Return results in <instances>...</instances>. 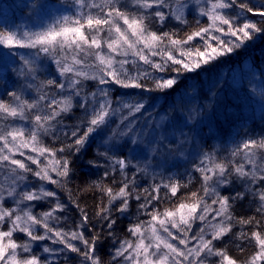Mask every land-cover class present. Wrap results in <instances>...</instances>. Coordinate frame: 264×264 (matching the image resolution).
Masks as SVG:
<instances>
[{
    "label": "snow or ice",
    "instance_id": "obj_1",
    "mask_svg": "<svg viewBox=\"0 0 264 264\" xmlns=\"http://www.w3.org/2000/svg\"><path fill=\"white\" fill-rule=\"evenodd\" d=\"M193 3L194 26L185 14L196 11ZM62 6L73 11L54 16L50 9L59 11L56 5L31 0L23 7L41 17L35 30L0 29V55L12 59L30 50L20 56V74L37 93L25 98L20 89L6 93L10 100L0 99V264H61L50 257L105 264L93 219L103 221L115 240L121 217L129 220L126 237L114 244L107 264H264V133L234 142L224 149L227 156H218L196 147L194 127L214 112L217 93L202 102L185 90L162 113L149 103L154 94L172 95L181 77L199 75L264 38V0H64ZM43 60L55 65L57 75L37 86ZM260 97L264 102V91ZM69 116L76 123L66 131ZM97 140V155L88 163L104 171L85 180L100 194L90 216L68 188L74 175L70 158ZM189 146L199 160L193 171L200 189L185 194L181 189L192 183L191 175L182 183L177 173L164 176L156 169L189 159ZM140 174L153 182L141 188ZM48 185L67 192L68 203ZM165 201L171 207L161 208ZM245 203L254 204L256 215H235L237 204ZM42 204L47 210L35 211ZM68 204L80 222L65 230L60 224ZM16 233L23 238L14 239ZM47 241L61 247L45 244L42 253L48 255L37 254ZM249 247L253 251L243 256Z\"/></svg>",
    "mask_w": 264,
    "mask_h": 264
},
{
    "label": "trees",
    "instance_id": "obj_2",
    "mask_svg": "<svg viewBox=\"0 0 264 264\" xmlns=\"http://www.w3.org/2000/svg\"><path fill=\"white\" fill-rule=\"evenodd\" d=\"M44 2L50 5L60 6L59 11L56 12L59 13V15L71 14L73 11L62 6L64 0H44ZM254 2L259 3V0H254ZM25 3L30 5L31 0H0V29L11 27L15 30L24 23L26 16L32 12L31 7H23ZM194 9H196V11L193 12V14H186L190 24L193 26L194 17L198 15V9ZM50 11L51 13L55 12V8L50 9ZM93 11L95 12L96 10L93 9ZM165 11H167V9H165ZM200 20L202 24L206 22L205 17H200ZM174 23L175 22L173 21V24ZM169 27H172V25H169ZM181 27L188 30V26ZM181 35H183V32H181ZM129 67L131 66L129 65ZM261 73H264V38H257L254 41L248 42L244 48L238 49L237 51L222 57L214 65L207 66L199 72V75L190 73L187 74L188 78L181 77L178 86L172 95L165 97L161 94H154L157 95V99L155 101L149 99V103H155L156 108L154 111L162 113L164 110H170L169 106L175 100H178L185 90L188 91L189 95L199 94L202 102H204L203 97L210 95V92L217 93V95L213 97L214 112L205 114L204 121L206 119L208 120V122L205 121V124L208 126H204L202 131L203 134H209V138L201 140V144L203 145L201 146V149L204 151V149L209 146V150L214 149L217 151L218 156H227L229 153L224 151V149H231L234 146V142H239L249 136L256 138L261 133H264V107H262V103L264 102L261 101L260 97L261 91H264V75H261ZM56 75L55 65H49L47 71H45L43 75H38L37 86L40 80L53 79ZM20 89L23 88L19 80L17 81L13 76L11 77L8 75L0 82V99L10 100L11 98L7 96L6 93L19 91ZM88 90L91 91L94 89ZM44 91L52 92L53 89L45 88ZM29 94L34 97L37 93L32 90ZM32 97L28 96L26 98ZM64 123L69 126V128H66L65 130L70 131V126L76 123V118L69 116L65 119ZM64 139L69 138L61 137V140ZM47 142L56 146H62L60 141H52L50 138H48ZM99 144L100 141L97 140L89 145L82 154L70 158L73 161L71 167L74 175L68 188L72 190L73 195L77 198V201L81 206L88 210L90 216L93 215L96 206L100 203V194L98 190L90 188L88 184L85 183V180L91 181L93 179H99L104 171L103 168L95 169L94 167L89 166L88 163L91 158L97 155V147ZM57 155L60 156L65 154L58 153ZM186 162L188 163L184 165L182 164L180 167H167L163 174L164 176H169L173 173H177V178L184 177L182 183H187V177L188 175H191L193 177L192 183L189 184L186 189H181V193L190 194L191 191L200 189V183L196 180L199 173L193 171V163H189L188 160ZM198 162V160H195V163ZM98 163L105 165L106 162L103 158H99ZM168 169H171V171H168ZM131 175L132 173H129V176ZM142 176L143 174L138 176V183L141 188L148 187V185L153 182L151 177L148 176L141 178ZM1 178L4 179L2 174H0V179ZM108 179H110V177ZM108 179H105V183H108ZM155 182L159 183L160 179H156ZM49 189H55L60 196L61 201L68 203L67 192L56 189L55 185H51ZM161 195H163V192ZM179 195L180 193H178V197ZM175 199L176 198H173V200ZM166 206L171 207V203L165 201L160 205L161 208ZM48 207L49 205L42 204L39 205L35 211L47 210ZM68 208L69 210L63 214L64 219L60 224V227H64L65 230H67V228H74L75 225L80 222L79 215L74 206L68 204ZM234 213L237 217L256 215L253 203H245L242 205L237 204L234 208ZM116 215L118 214L114 213V218ZM129 219L132 222H135L136 217L131 216ZM140 219L147 220L149 217L140 216ZM257 219H259L258 216ZM128 223L129 220H125L121 217L118 221V226H114L116 236V239L114 240L113 236L109 234V230L105 227H101L103 221H100L99 218L93 219V224L95 225L94 231L99 233L101 237L98 243L101 245V255L105 264H107V261L110 259L108 254L114 251V244L118 245L120 241L126 237ZM235 230L236 229H234V231ZM17 236L23 238V234L21 233L14 234L13 238L15 239ZM45 244L46 246L56 249L61 247L60 245H53L51 241H47L41 245V249L36 250L37 254L48 255L42 253V247L45 246ZM229 250L230 254H236L235 249L231 246ZM252 251L253 249L251 247L247 248L243 256H248ZM50 258L53 260H60L61 264H79V261L75 259L64 260L63 257Z\"/></svg>",
    "mask_w": 264,
    "mask_h": 264
},
{
    "label": "rangeland",
    "instance_id": "obj_3",
    "mask_svg": "<svg viewBox=\"0 0 264 264\" xmlns=\"http://www.w3.org/2000/svg\"><path fill=\"white\" fill-rule=\"evenodd\" d=\"M40 2H44V0H42ZM57 7L60 8V6H57ZM193 7L198 9V5H196L195 3L190 5V8H193ZM56 12H57V8H55V12H53L51 14L54 16H59V13H56ZM187 13H188V10H186L185 14H187ZM40 19H41V17L36 16L32 11L31 14L26 16V19H24V23L22 25H20L19 27H17L15 30L23 31V30H27L29 28L35 30V26H37L40 23ZM44 22L47 23L48 22L47 19H45ZM28 51H30V50H26V49L21 50L20 53L12 59H7L3 55H0V82L3 81V78L7 77L8 75H10L11 77L13 76V78H15L17 81L19 80L22 88L25 90V92H24L25 98L28 96L32 97V95H30L29 92H31L32 90L35 91V88H31V89L26 88V77L24 75L20 74L21 69H23V67H24L22 61L20 60V56L25 55ZM41 64H42V67L40 68L38 75H43V73L45 71H47L49 65H54L47 60L41 61ZM33 83L37 85V81H35ZM0 95H1V93H0ZM205 121L208 122L207 119ZM205 121L203 120L202 123L194 126L196 128V147L199 149H201V146H203L201 144V140L205 139V138L206 139L209 138L208 137L209 134H205V133L203 134V131H202L204 129V126H208L205 124ZM18 123H20V122H18ZM185 131L187 132L188 130L185 129ZM190 135H191V133H190ZM191 147L192 146H189V148H188V151L190 153H192V155L189 157V159H181L179 161L169 160L167 162V164L164 166V168H157L156 171L164 173L167 167L168 168H172L173 166L174 167H177V166L180 167L182 164L184 165V164L188 163V162H186L187 160L189 161V163H193V161L198 160V158L195 154V150ZM205 147H207V146H205ZM209 149H210V147L208 146L207 148L204 149V151L205 150L210 151ZM155 163H156V161L154 160L153 164L155 165ZM33 167L35 168V165H33ZM54 175L55 174H53V176ZM32 179L34 180L35 178H32ZM156 179H160V177L158 176ZM0 181H3V178H1ZM50 186L51 185H48L47 187L49 188ZM33 190L35 191L36 189L34 188ZM206 199L208 200V203L211 204V197H206ZM10 202L11 201H9V203ZM21 206H23V205H21ZM213 207H215V205ZM209 218H211V217H209ZM193 231H195V226L193 228Z\"/></svg>",
    "mask_w": 264,
    "mask_h": 264
}]
</instances>
